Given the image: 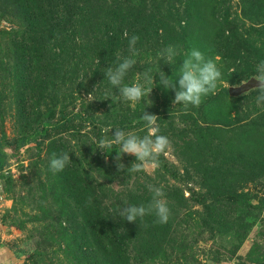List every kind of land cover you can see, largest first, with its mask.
Segmentation results:
<instances>
[{
	"label": "rangeland",
	"instance_id": "rangeland-1",
	"mask_svg": "<svg viewBox=\"0 0 264 264\" xmlns=\"http://www.w3.org/2000/svg\"><path fill=\"white\" fill-rule=\"evenodd\" d=\"M125 32L140 38L125 83L160 68L178 90L195 48L222 72L215 94L173 105L157 74L148 98L122 101L103 72L130 55ZM261 60L264 0H0V264H264V102L229 93ZM144 110L170 147L150 173L119 171V146L98 142L147 134ZM62 151L72 163L53 173ZM149 184L168 222L120 218L151 200Z\"/></svg>",
	"mask_w": 264,
	"mask_h": 264
},
{
	"label": "clouds",
	"instance_id": "clouds-1",
	"mask_svg": "<svg viewBox=\"0 0 264 264\" xmlns=\"http://www.w3.org/2000/svg\"><path fill=\"white\" fill-rule=\"evenodd\" d=\"M124 35L128 38L130 55L122 59L118 58L115 66H108L103 72L109 84L115 90H118L119 98L131 104L138 103L144 100L145 97L148 98L156 86L154 76L157 74L159 75V84L163 88L175 90L176 84L173 82V77L167 76L160 68L154 75L150 69L139 72L138 75H142L144 83H125V77L137 65V60L134 57L138 55V50L135 45L140 38L135 34L129 37L127 32ZM177 55V49L173 45L167 46L159 53L164 63L169 65H172ZM97 63H100L99 59ZM174 76L179 77V89L175 90V97L172 103L173 105H183L187 108L190 105L198 107L204 98L210 94H215L222 72L214 58L205 57L200 50L193 48L186 54L179 72ZM252 78L258 83L250 90L257 91L256 103L260 104L264 102V60H261L256 65V74ZM248 82L242 81L235 87L247 85ZM159 119L157 115L150 114L144 110L140 120L143 122V127L147 130V134L140 136L132 132H125L121 128H115V132L110 135V139L99 140L98 143L102 149L110 148L112 145L119 146L120 151L117 152L116 156L119 171L150 173L159 168L160 156L170 147L169 138L160 134ZM112 129H109L108 132L110 133ZM123 154L133 155L136 158L131 167L127 169H125L123 163H119ZM70 163H72V159L68 152L53 153L49 161V168L53 173H56L63 171ZM147 188L152 194L151 200L147 204L140 205L126 203L119 211L120 218L128 222H137L138 219L142 220L145 216L154 215V224H166L170 218L171 211L164 199L165 193L163 189L151 184L147 185Z\"/></svg>",
	"mask_w": 264,
	"mask_h": 264
},
{
	"label": "water",
	"instance_id": "water-1",
	"mask_svg": "<svg viewBox=\"0 0 264 264\" xmlns=\"http://www.w3.org/2000/svg\"><path fill=\"white\" fill-rule=\"evenodd\" d=\"M257 81L255 79L249 80L247 85L241 86V87H231L229 88V93L231 96H240L248 91H250L251 88L255 87L257 85Z\"/></svg>",
	"mask_w": 264,
	"mask_h": 264
},
{
	"label": "trees",
	"instance_id": "trees-1",
	"mask_svg": "<svg viewBox=\"0 0 264 264\" xmlns=\"http://www.w3.org/2000/svg\"><path fill=\"white\" fill-rule=\"evenodd\" d=\"M4 165H5L4 156H3L2 152L0 151V170L3 169Z\"/></svg>",
	"mask_w": 264,
	"mask_h": 264
}]
</instances>
